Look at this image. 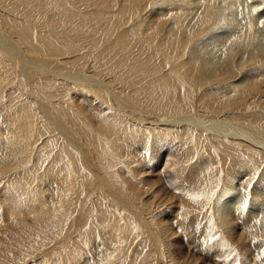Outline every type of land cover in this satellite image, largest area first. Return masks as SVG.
<instances>
[{
  "label": "rangeland",
  "instance_id": "rangeland-1",
  "mask_svg": "<svg viewBox=\"0 0 264 264\" xmlns=\"http://www.w3.org/2000/svg\"><path fill=\"white\" fill-rule=\"evenodd\" d=\"M109 1L116 12L122 0ZM143 1L145 10L119 12L117 22L111 13L98 21L103 9L96 2L0 0V264H264V193L257 194L264 191V96L227 116L199 107L214 104L215 87L185 84L178 68L193 60L197 36L186 49L180 43L166 52L168 61L160 54L146 61L159 38L150 49L138 47L140 57L124 46L127 29L151 40L142 16L161 0ZM167 2L177 10L176 0ZM21 6L32 10L15 12ZM20 58L51 71L28 69ZM130 82L122 100L115 87ZM186 114L235 116L257 145L175 120ZM204 160L208 173L197 170ZM232 189L241 205L235 237L217 211ZM186 192L215 195L193 203ZM165 196L171 200L161 201Z\"/></svg>",
  "mask_w": 264,
  "mask_h": 264
},
{
  "label": "bare ground",
  "instance_id": "bare-ground-1",
  "mask_svg": "<svg viewBox=\"0 0 264 264\" xmlns=\"http://www.w3.org/2000/svg\"><path fill=\"white\" fill-rule=\"evenodd\" d=\"M74 1L77 2L78 5L79 4L85 5L88 3L96 2V5H100L103 9L102 10L103 13L99 16L100 18H98V21L103 19L104 17L109 16L111 13L112 14L111 18L113 17L114 20H117V22H118V20H120L119 16H121L118 14L119 12H124L125 14L128 13V17H130L132 15L134 16V13L137 12V10H139V9L142 11L145 10L146 4H147V2H146L145 6H144L143 0L142 1H139V0H122L121 2L119 1L120 3H118L117 6L114 7V8L117 7L116 8L117 11L114 12L113 11L114 9H113L111 12L108 9L109 3H110L109 0H102V1H104L102 3L100 0H74ZM115 1L111 0V2H115ZM167 1L168 0H161L160 3H157L159 5V7H157V8L162 10L163 12L158 11L157 8H155L152 11H146L142 16L144 19L143 22H141L142 25L144 24L142 27V30L149 31V33L151 35L150 41H149V39H147L148 38L147 35H145L147 37V38H145L143 36V34H141L140 32L131 33L135 30V28H134V30L129 31L127 29L126 31L121 32L122 33L121 38L123 39V44H125L124 46H127V47H129L128 49H130L128 51H131L132 48L135 47L134 50H136V52H134V54L140 57V55H139L140 50L137 51V48L140 47L142 49V47L145 48V46H146V50L150 49L151 48L150 45L154 44L155 38H159L158 43L154 44L155 45L154 50H156V52L154 54H150L147 52L148 56L146 57L147 58L146 61L153 60L152 58L156 59V57L157 56L160 57V55H162V57L164 59L166 58L165 60L168 61L171 58H169L167 56L166 52H168L169 50H172V48L174 50L175 46L179 49L178 45L180 43H181L179 45L180 50L186 49L189 46V43L191 42L192 38H194V37L196 38V36H197V41L194 42L195 45L189 53L190 56H193V60L191 62L187 61L189 63L185 62L183 64H180V66H178V68H179V77L181 79L186 80L185 84L187 83V81H189L193 85V87H195L196 89H199V90H201L202 88L209 86V85H212L215 87V91H214L215 93H214L213 97L215 98L214 100H216V101L214 102V104H205V103L204 104L201 103L202 105L197 104V105H199V107H202V109H208V110H210L209 112H216L219 114L225 113V115H226V113L229 111L231 113V110H233V108L238 109V108H241V106H243V108L246 106L248 107L249 103H251V101H250L251 98H253L254 101L257 98L261 99V96H264V71H263V69H264V0H176L177 6H174V2H172L173 7H175L177 9L176 11H171L172 9L169 7L171 4H169ZM160 4H161V6H160ZM112 6H114V4ZM21 8H22V6H21ZM56 8H54V9L57 11ZM26 10L31 11L32 9H30V8H22L21 10L16 9L15 12H21V11L25 12ZM179 10H180V12H179ZM156 11H158V12H156ZM240 11L245 13V15H243V18H241L240 16H238L237 18H234V17H236L235 14L240 13ZM173 12H176V13H174L172 15ZM230 12H231V14H232V12L235 14L232 16L231 14H229ZM19 14H21V13H19ZM226 14H229L231 16H228ZM226 16H228V18H226ZM16 17H18V16H16ZM113 18H112V20H113ZM90 20L97 21V19H90ZM92 24L94 26H96L94 22ZM96 24L98 25L97 22H96ZM29 25H32V24H29ZM77 26H78V24H77ZM225 26L228 27L227 30H223V28ZM89 27L92 28V25H90ZM118 27L119 26H117V28ZM71 28H72V26H71ZM78 28H80V27H78ZM86 31L88 32L90 30H86ZM204 36L206 39H204ZM171 37H174L173 38L174 40L172 42V46L168 42V40ZM17 39L19 40V43L24 50H26L28 52H32L31 46L27 45V43H24V41L21 40L22 38L19 39V37H17ZM198 40H199V42H198ZM38 41H39V39H38ZM149 46H150V48H149ZM162 48H163V52L159 53L158 51L159 50L161 51ZM45 50H46V52L43 51V52H45L44 55L55 54V52L51 51L50 48L45 49ZM173 50H172V53H173ZM100 52H102V51H100ZM15 56L16 55L14 53V57ZM17 57H19V56H16V59H17ZM41 58H42V55H41ZM141 59H144V58L142 57ZM160 59H162V58L160 57ZM20 60H21L20 63H24V61L21 58H20ZM17 61H19V59H17ZM173 61L178 62V58L175 57ZM65 62L66 61H64L63 63H65ZM176 62H174V63L177 64ZM24 64L29 66L28 69H30V68L33 69V67L35 66L36 69L42 70V71L47 72V73L51 71L50 69H48V65L47 66H44L42 64L34 65L35 63H31V61H29L27 59L25 60ZM26 65L24 67H26ZM163 65H164V63H163ZM261 65L263 67L257 69L259 71H257L256 68L255 69L251 68V69H253L252 71L250 69V67H258ZM145 67L146 66H144V69H145ZM146 70H148V68ZM138 71L134 72V74H133L134 76L132 75L133 76L132 78H136V79L138 78V76L140 75V72H142L140 70L138 73ZM172 71H173V69H172ZM40 73H42V72H40ZM241 73H242V75H241ZM238 74L241 75V77H238L233 82H231V80L234 77H236V75L238 76ZM64 75H67V74H64ZM128 75L131 76L129 74V72H128ZM167 75H165V76H167ZM61 77H63V75H61L60 78ZM175 78L176 77H174V79ZM130 83L129 84L128 83H126V84L120 83V88L115 87V90L118 92L117 96H120L122 100L127 95L128 88H130L131 86H134L133 83H131V84ZM105 84H106V82H105ZM170 84H172V83H170ZM132 94H133V90H132ZM203 102H204V100H203ZM255 102H257V101H255ZM252 103H253V101H252ZM260 103L264 104V99H261ZM263 104H261V105H263ZM195 109H196V107H195ZM208 110H206V111H208ZM195 111H194V113H195ZM172 112H173V109H172ZM123 113H124V111H123ZM192 113H193V111H192ZM177 115H178V113H177ZM184 115L185 114L183 113L182 116H184ZM146 118L148 120V118H150V117H146ZM223 118H225V117H223ZM234 118H235V116L234 117L229 116L227 119L203 120V118L202 119L197 118L196 115L195 116L193 115V117H191V116H187V114H186L185 117L176 118L175 120H178L179 122H182V123H188V124L192 123L194 126L201 127L202 129L207 130V132L210 131L211 133L219 134L222 137L225 136V137H229V139L232 138L231 139L232 142H235V140H240V142H247L251 145H257V143L253 142L249 138L247 133L241 129V122H236V120L234 121ZM161 125L165 126L166 124L163 122V123H161ZM152 141H153V139H152ZM201 163H202V165L199 164L197 167V170H199V171L201 170V173L202 172L205 173L207 171L206 170L204 172V170L202 168H206V169L211 168V165L206 160L202 161ZM222 172H223V170H222ZM201 173H200V175H201ZM206 173H208V172H206ZM231 175H233V174H231ZM240 176L241 175L237 176L236 182L241 186V182L243 179L241 180ZM207 178H208V176H207ZM202 179H205V178H202ZM205 181H206V179H205ZM201 183H203V181ZM203 184H205V183H203ZM234 191H236V190L232 189L233 196H231V199L226 200L223 203L221 202V204H219L217 211L220 215L219 217L224 219L225 223H223V225L226 226V230L231 231L229 233V235L235 237V236H237L236 230L238 229V228H236L237 225H235L237 220H238V217H236V216H237V212H238L241 205H240V201H239V195H238L239 193L237 192L238 190L235 193H234ZM260 192L263 194L264 193L263 189L260 190L258 193L257 192H255V193H257L259 196H262V195H260L261 194ZM164 198L166 199V201L171 200L167 196H165V197L161 198V201H163ZM247 212H248L249 216H252L251 213L254 212V209L249 208V211H247ZM165 224L166 223H164V225H162V226L164 227ZM169 230H171V229H169ZM241 230H242V228H241ZM166 232H167V229H166ZM169 232L171 233V231H169ZM172 232L174 233V231H172ZM167 235H168V233H167ZM239 235H242V234H239ZM242 236L244 237V234ZM170 237H171V234H170ZM238 238H237V240H238ZM177 250H179V249L177 248ZM186 255L188 256V254H186ZM192 258H195V257H192ZM200 258L198 257V262H199ZM184 260H186V259H184ZM184 263H185V261H184Z\"/></svg>",
  "mask_w": 264,
  "mask_h": 264
},
{
  "label": "snow or ice",
  "instance_id": "snow-or-ice-1",
  "mask_svg": "<svg viewBox=\"0 0 264 264\" xmlns=\"http://www.w3.org/2000/svg\"><path fill=\"white\" fill-rule=\"evenodd\" d=\"M247 191L248 190L245 189L246 193H247ZM183 195H185L187 197V199L192 201L193 203H199L201 200H209L210 201L212 198V195H215V193H213L212 195H207V194L201 193V192H186V193H183ZM243 206L245 208H247V206H248L247 199L244 200ZM256 223H259V221H256Z\"/></svg>",
  "mask_w": 264,
  "mask_h": 264
}]
</instances>
